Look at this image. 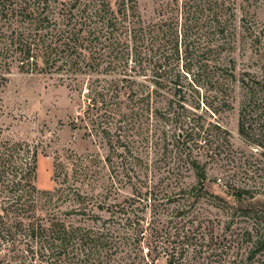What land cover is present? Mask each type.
Masks as SVG:
<instances>
[{
    "label": "rangeland",
    "instance_id": "374dc122",
    "mask_svg": "<svg viewBox=\"0 0 264 264\" xmlns=\"http://www.w3.org/2000/svg\"><path fill=\"white\" fill-rule=\"evenodd\" d=\"M90 1L80 0V8ZM173 1L134 0L137 26L146 29L153 25L155 34L164 32L161 28L165 30L174 17L169 16L172 8L177 12L175 30L181 38L178 15L182 0H177L176 7ZM226 3L235 14L234 50L216 57L209 58L212 45L207 41L206 25L200 31L191 30L185 46L178 42L177 57L167 41L151 56L130 57L127 65L112 66L105 74L21 71L10 50L0 55V144L37 149L35 181L44 194L39 207L46 217L57 215L74 226L108 231L109 247L101 254L110 256L103 264H127L131 254L145 256L146 248L152 254L143 257V262L150 263L156 254L153 247L162 256L156 264H165L163 249L177 244L174 235L165 240L160 232L168 220L173 222L171 234H177L174 225H183L191 240L188 251L175 264H226L227 253L233 263L249 264L242 258L255 238L246 232L260 219L245 217L243 211L263 200L264 155L238 134L242 96L238 80L231 81L233 92L228 100L232 109L212 114L208 106H218L219 93L210 83L214 77L209 70L213 63L229 66L230 58L236 63V79L240 73L258 69V54L253 53L255 45L243 31L241 18L250 30H263L260 47L264 52V0ZM47 6L50 12L46 13L54 14L59 0H48ZM16 25L19 23L2 29L7 27L10 34ZM5 43L8 48V41ZM3 46L1 43L0 48ZM112 82L120 89L116 111L126 120L119 126L118 118L116 123L110 120V133L105 135L97 126L100 121L90 124L91 114L95 118L103 114L96 92L105 95L101 87L110 89ZM93 97L97 109H87L88 99ZM192 125L210 130V134L219 132L212 159L201 147V137L199 147L190 141L179 143L181 134ZM234 191L246 192L252 199L242 193L243 199L238 201ZM138 223L143 237L136 246ZM156 232L160 237L153 243L151 234ZM131 247L142 249L141 254ZM250 264H264V250Z\"/></svg>",
    "mask_w": 264,
    "mask_h": 264
},
{
    "label": "trees",
    "instance_id": "16d2710c",
    "mask_svg": "<svg viewBox=\"0 0 264 264\" xmlns=\"http://www.w3.org/2000/svg\"><path fill=\"white\" fill-rule=\"evenodd\" d=\"M92 1L81 9L80 0H59L58 11L47 14L48 0H0V45L4 43L0 48V55L10 50L20 64L18 69L21 71L30 70L39 74L61 71L72 75L105 74L112 66L127 65L130 57L137 60L139 56H151L160 51L167 41L172 44V55L177 57L178 42L185 46L190 37L189 32L200 31L204 25L208 27L207 41L212 45L208 50L209 58L220 56L224 51L231 53L234 50L235 14L233 7L226 3V0H182L178 15L181 19V38H178L175 30L178 22L177 12L172 8L169 10V16L174 17L169 18L165 30L159 26L164 32L159 30L155 34L153 25L152 28L147 26L146 29L137 26L139 21L135 16L134 0H98L97 3H94L97 0ZM176 3L177 0H174L175 7ZM241 22L243 31L255 45L253 53L258 54V69L253 73H240L236 79V63L233 58L229 59V66L213 63L209 72L214 81L210 83L219 93L216 98L218 106L208 107L212 114L230 111L232 108L228 97L233 92L231 81L235 83L238 80L242 95L238 111V134L247 144L261 150L260 155H264V52L260 47L263 30H250L244 18H241ZM15 23L19 25L7 34V27L10 28ZM4 26H7L6 29H2ZM168 35L171 37L168 38ZM7 41L8 48L5 43ZM9 46H12V50ZM223 77H229L230 81ZM110 86L111 94L109 86L101 87L105 95L96 92L97 97L101 99L99 103L103 107V114L97 115V118L91 114L90 123L95 119L100 121L97 126H100L101 134L105 135L110 133V120L115 122L118 118V126L126 120L124 114L116 111L119 106V88L114 82ZM96 105V98L88 99L87 109H97ZM116 130H120V127ZM216 134L220 136L219 132L210 134V130L192 125L189 132L181 134L183 139L178 141L183 145L184 142L190 141L196 147H199L198 142L203 141L201 147L206 149V153H210L212 159L216 156ZM176 136L178 138V135ZM8 144H0V264H103L105 259L109 261L110 254H107V257L101 254L109 247L107 230L99 231L92 226H74L57 215L46 217L42 213L39 205L44 194L37 189L35 181L37 149L31 150L26 144L25 148L23 144ZM199 177L203 179L204 175L199 173ZM242 193L252 199L246 192L239 191H234V197L242 201ZM252 194L254 195V192ZM262 197L261 202H255L254 208H246L243 211L246 212L245 217L252 215L260 219L259 224L255 223V226L250 227L251 232H246L249 238H255L248 255L242 258L243 262L249 264L255 255L264 250V193ZM181 212L177 215H181ZM168 221L161 226L160 232L165 234V240L169 235H174L177 240L174 243L177 244L173 247L166 246L163 252L166 256L165 264H175L184 257L191 240L183 232V225H174L177 234H171L170 227L173 222ZM142 233V227L138 223L135 228L136 246L139 238L143 237ZM153 235L151 234L153 243H156L160 234L156 232L155 236ZM158 243H161L160 240ZM138 247L131 248L136 250ZM153 251L156 254L150 263L143 262V257L152 254V251L146 248L145 256L131 254L132 258L127 264H154L156 259L162 256L156 252L155 247ZM139 252L141 254L142 249ZM195 254L200 255V251H195ZM225 256L226 264H236L228 253ZM136 259L138 262H135Z\"/></svg>",
    "mask_w": 264,
    "mask_h": 264
}]
</instances>
